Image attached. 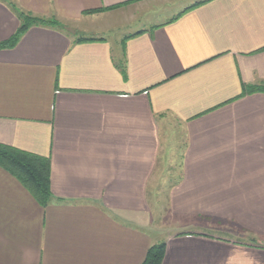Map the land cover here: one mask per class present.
Masks as SVG:
<instances>
[{
  "label": "crops",
  "instance_id": "obj_1",
  "mask_svg": "<svg viewBox=\"0 0 264 264\" xmlns=\"http://www.w3.org/2000/svg\"><path fill=\"white\" fill-rule=\"evenodd\" d=\"M144 1L0 0V44L21 13L74 24L0 49V145L48 159L50 193L0 167V264H142L178 149L161 264H264V0Z\"/></svg>",
  "mask_w": 264,
  "mask_h": 264
},
{
  "label": "trees",
  "instance_id": "obj_2",
  "mask_svg": "<svg viewBox=\"0 0 264 264\" xmlns=\"http://www.w3.org/2000/svg\"><path fill=\"white\" fill-rule=\"evenodd\" d=\"M198 5H193L186 11ZM19 22L20 25L16 33L8 42L0 44V49L13 47L18 39L33 26L59 25L55 20L34 18L23 13L19 15ZM84 41H91V39H85ZM254 91H264V87L249 88V92ZM0 167L14 176L40 206H46L48 204L50 199L48 159L0 145ZM164 250V243L150 247L142 264H161Z\"/></svg>",
  "mask_w": 264,
  "mask_h": 264
},
{
  "label": "rangeland",
  "instance_id": "obj_3",
  "mask_svg": "<svg viewBox=\"0 0 264 264\" xmlns=\"http://www.w3.org/2000/svg\"><path fill=\"white\" fill-rule=\"evenodd\" d=\"M188 0H172V2H177L175 5H164L163 7L160 5V7H158V9H163L164 12H166L164 15L161 14L162 11L159 10L153 18H155L156 20H160V19H165V18H169L170 16H172L173 14H176L177 12H179L180 10H182L184 8L185 4H181V3H186ZM146 3V7L144 9H151L153 7V9H156V4L159 2V4L163 3L162 1H158V0H146L144 1ZM174 4V3H172ZM167 6V7H166ZM171 8V9H170ZM170 9V10H168ZM168 10V11H165ZM56 21V20H55ZM58 23V21H56ZM137 23V22H136ZM136 23H131L130 27L133 28L132 30L134 31V29H138L135 28L138 25H135ZM57 27H62V28H66V29H72V27H74V24H60ZM135 25V26H134ZM118 33H112V34H106L104 37L108 38V40H110L111 42L115 39V37H119L117 36ZM180 149L176 150V153L174 155H172L173 159H175V163L173 166L171 167H159L160 170H162V174L166 175V178L164 177L162 179L161 182H158L157 184H152V188H150V205H151V217H150V221L152 224V231H154V233H156L157 235V240L158 243L161 244V241L165 238L166 235H170V220H169V216L167 213V190L169 188V186L172 184V181L177 179L178 177V173H179V155H180ZM161 172V171H160Z\"/></svg>",
  "mask_w": 264,
  "mask_h": 264
}]
</instances>
